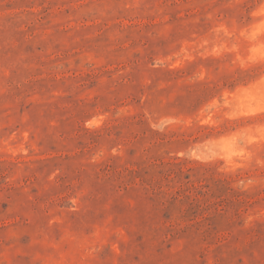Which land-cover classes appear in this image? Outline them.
<instances>
[{"label":"rangeland","instance_id":"rangeland-1","mask_svg":"<svg viewBox=\"0 0 264 264\" xmlns=\"http://www.w3.org/2000/svg\"><path fill=\"white\" fill-rule=\"evenodd\" d=\"M0 264H264V0H0Z\"/></svg>","mask_w":264,"mask_h":264}]
</instances>
